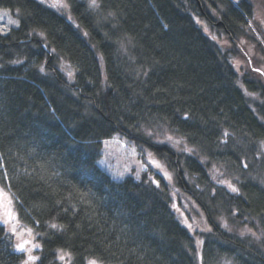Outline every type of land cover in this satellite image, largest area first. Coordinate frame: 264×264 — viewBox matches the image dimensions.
<instances>
[{
	"label": "trees",
	"instance_id": "obj_1",
	"mask_svg": "<svg viewBox=\"0 0 264 264\" xmlns=\"http://www.w3.org/2000/svg\"><path fill=\"white\" fill-rule=\"evenodd\" d=\"M65 2L69 16L0 0L19 20L0 32V185L40 245L34 264H264V241L238 230L264 234V63L239 74L232 59L245 56L234 40L255 21L251 2ZM163 129L187 146L161 140ZM116 135L155 155L173 182L112 179L99 161ZM182 199L207 228L175 213ZM23 261L0 222V264Z\"/></svg>",
	"mask_w": 264,
	"mask_h": 264
},
{
	"label": "rangeland",
	"instance_id": "obj_2",
	"mask_svg": "<svg viewBox=\"0 0 264 264\" xmlns=\"http://www.w3.org/2000/svg\"><path fill=\"white\" fill-rule=\"evenodd\" d=\"M46 4L49 5H60V4H66L65 0H40ZM234 2H237L238 0H233ZM253 5V11L255 15V21L250 20L249 21V27H251L250 32L247 33L246 38H241L238 43L239 45L243 46L245 48V56L242 55H233L232 59L235 63L236 69L239 74H243L247 71L249 68V62L252 61L255 65L261 66L264 62V55L259 51V48L257 46V43L253 41L252 35L256 39L262 42V45L264 46V41L256 27H258L263 30L264 32V0H248ZM67 5V4H66ZM54 7V6H52ZM57 10L65 13L67 16L70 15L69 8L67 7H60L55 6ZM7 10L8 15H2V13ZM15 20L18 23L13 24L10 23L9 20ZM19 20L14 13L7 8H1L0 7V32L1 33H8L14 28L18 27ZM199 25L202 27L204 32L211 36L212 38L215 37L216 42L222 47L223 49H229L231 48V41L230 39L221 31H217L212 29L209 24L206 21L199 20ZM253 59V60H250ZM249 61V62H248ZM251 62V63H252ZM65 70L67 72L73 71V67L69 63H64ZM157 136H160L161 140H164L165 142L169 143L173 148L175 149H181L183 147H186L187 143L186 141L179 135L175 133H169L165 129L158 134ZM171 136L173 138L172 141H168L167 137ZM175 141H180V143H175ZM190 148V147H189ZM149 151H146L143 147H140L136 145L133 141H130L128 139H125L121 136H114L111 139H107L103 141V149H102V156L99 161V164L101 168L108 173L112 179L115 181H122L128 176H132L135 178V180L139 181L142 179L144 175H147L150 178H156L155 174L158 173L160 177H162L165 182H168L171 184L173 182V175L168 173L171 177L169 180L165 175L164 172H166L164 168V164L153 154H151V157H149ZM150 160H155L159 162L163 166V171L160 169L155 168L152 163H150ZM137 174L139 175V178L137 179ZM0 188L4 190V192L7 193L8 199L12 201L10 207L11 212L14 214L15 219H9L8 224H4L6 226L10 242L12 243L13 247L15 248L16 244L23 243L24 241H28L29 243L25 244V247L31 248L32 245L37 244L33 230L30 227H27L23 225L16 213L15 210V200L13 195L4 187L0 185ZM182 205L178 204L177 201L173 204V208L176 214L179 215L181 219L186 218V214L190 216L191 218V226L196 229L200 228H207V224L205 222L204 216L202 212L197 208V206L191 202L189 199H182ZM7 204V201L4 199L3 196H0V217L3 221L4 219H7L4 215V205ZM15 226L16 234H13L10 229ZM230 228V226H228ZM31 230V233H29L28 230ZM238 230L242 234H249L251 235L255 240H261L264 241V234L260 231H257L256 229H252L248 227L247 224H240L238 227ZM250 230V231H249ZM16 249V248H15ZM37 248H32V255H35V251ZM19 252V251H18ZM21 255H23V260L25 261L27 259L28 253L25 252H19ZM23 261V262H24ZM32 264V262H30ZM98 264H102L98 262Z\"/></svg>",
	"mask_w": 264,
	"mask_h": 264
},
{
	"label": "snow or ice",
	"instance_id": "obj_3",
	"mask_svg": "<svg viewBox=\"0 0 264 264\" xmlns=\"http://www.w3.org/2000/svg\"><path fill=\"white\" fill-rule=\"evenodd\" d=\"M52 6H54V7H55V6L67 7L66 4H60V5H56V4H54V5H52ZM92 6H93V7L96 6V0H92ZM2 15H8L7 10H5V11L2 13ZM9 22H10V23H13V24L18 23L17 21H15V20H11V19L9 20ZM213 39H215V37H213ZM41 70H42V69H41ZM149 135H152V134L149 133ZM225 135H227V133H225ZM167 140H168V141H172L173 138H172L171 136H169V137H167ZM175 143L178 144V143H180V141H175ZM185 150H186V151H189V152L192 151L191 149H187V148H186ZM148 155H149V157H151V153H149ZM0 159H2V158H0ZM150 163H152V165H153L155 168L160 169L161 171H163V166H162L159 162H157V161H155V160H150ZM244 167H247V164H244ZM6 175H7V173H5V176H6ZM164 175H165L169 180L171 179L170 175H169L167 172H164ZM138 178H139V175L137 174V179H138ZM152 182H153V183H156L157 186H159V183H158L157 181L153 180ZM221 183H227V187L230 189V191H232V192H234V193H238V192H239V189H238L235 185L231 184L230 182H224V181H221ZM0 196H3L4 199L7 201V204L4 205V208H5L4 215H5V217H7V219H4L3 221H0V222H2V223H4V224H8V223H9V219H15V216H14V214L11 212L10 207H9V206L11 205L12 201H11L10 199H8V195H7V193L4 192V190H3L2 188H0ZM185 223H187V220H185ZM51 227H52V228H57L58 226H57L56 224H52ZM188 227L191 228L192 226L189 224ZM224 227H227V224H225ZM10 231H11L13 234H16L15 226H13V227L10 229ZM28 231H29V233H31V230H30V229H29ZM209 231H210V229H209ZM249 231H250V230H249ZM27 243H29V242H28V241H24L23 243H18V244H16L15 248H16V250L19 251V252H25V253H28L27 259L24 261V264H30V262H32V264H34V262L38 259V257H36V256H34V255L31 254V252H32V248H39L40 245H38V244H34V245H32L31 248H28V247H25V244H27ZM202 243H203V241H197V244H198V245H200V244H202ZM60 259L63 260V259H64V255H61V256H60ZM89 264H98V261L95 260V259H93V260H90V261H89Z\"/></svg>",
	"mask_w": 264,
	"mask_h": 264
},
{
	"label": "water",
	"instance_id": "obj_4",
	"mask_svg": "<svg viewBox=\"0 0 264 264\" xmlns=\"http://www.w3.org/2000/svg\"><path fill=\"white\" fill-rule=\"evenodd\" d=\"M234 43L239 47L240 50H243L242 47L239 45L238 41L234 40Z\"/></svg>",
	"mask_w": 264,
	"mask_h": 264
}]
</instances>
